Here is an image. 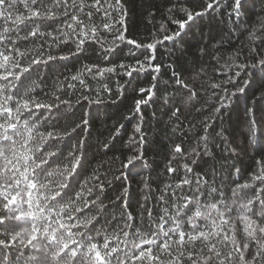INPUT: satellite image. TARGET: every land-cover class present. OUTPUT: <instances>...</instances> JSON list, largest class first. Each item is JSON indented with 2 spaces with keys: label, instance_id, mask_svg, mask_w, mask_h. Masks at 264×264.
<instances>
[{
  "label": "snow or ice",
  "instance_id": "1",
  "mask_svg": "<svg viewBox=\"0 0 264 264\" xmlns=\"http://www.w3.org/2000/svg\"><path fill=\"white\" fill-rule=\"evenodd\" d=\"M184 2L191 7L193 0ZM166 3L172 4V0ZM189 7L179 6L186 19L174 15V8L169 7L168 18L178 29L169 34L168 28L161 25L162 39L153 33L152 42L145 43L126 38L125 25L129 20H126L125 0H0V264H264V157L257 162L259 170L252 176L258 183L234 188L230 202L226 196L216 202L213 193L218 190L214 186H208V200L198 196L202 183L199 176L195 181L196 193L185 194L184 185L192 191L189 174L195 171L186 162L184 177H172L179 179V183L174 187L169 185L171 198L160 196L165 207L158 222L153 218L152 209L140 205L150 223L156 224L147 231L135 224L133 213L124 210L120 217L122 226L117 222L113 228L107 219L101 224L108 211L101 199L102 195L108 198L106 184L91 183L99 179L96 175L86 177L84 183L80 181L81 170L87 164L91 132L88 131V138L82 134L99 118V109L87 107L85 110L84 102L87 106L102 105L103 93H112L108 82L112 76L121 78L116 82L118 91L123 86V76L131 77L124 83L135 91L134 81L138 76L133 73L149 68L152 86L140 87V92L146 95L135 99V111H142L141 106L152 101L153 94L158 98L160 77L167 73V69L161 71L158 46L182 45L197 26V20L208 10L216 11L220 0L198 3L196 7L203 12ZM226 7L238 14L244 2L229 0ZM234 27L241 35L248 33L249 43L245 45L248 57L239 62L242 50H237L229 56L231 63L226 61L221 65L220 83L212 82L210 87L219 89L223 95L213 92L215 101L209 120L223 117L233 99L229 93L244 90L242 85L249 81L242 73L264 65V16L243 31L239 25ZM104 32L111 34L110 42ZM125 41L127 45H134L129 52L138 66L117 63L123 51L120 43ZM165 41L172 44L165 45ZM90 42L101 49L96 52L95 62L85 63L82 68L75 65L69 68L70 58L89 59ZM140 49L143 51L137 53ZM206 49L207 46L201 50L207 54ZM216 59L219 64L222 58ZM42 67L57 77L50 87ZM223 76L227 79H222ZM254 76L251 86L264 98V69ZM90 80L96 82L95 87ZM173 82L189 87L182 73L177 76L174 71L167 83ZM224 84H231L232 88H224ZM173 91L186 97L188 102L197 96L192 89H189L190 95L179 87ZM114 97L112 93L108 98ZM257 126L264 137V109L261 117L249 120L248 134L253 135ZM203 127L208 135L201 136L198 144L202 142L203 154L211 156L209 128L214 131L216 125L204 123ZM221 128L217 135H223V123ZM135 132L141 137L139 141L130 138L134 145L129 149L132 154L122 164L130 172L147 155V147L141 151L140 145L150 143L139 125ZM101 146L112 150L108 142ZM169 154L183 155L182 143L175 144ZM192 154L203 158L198 148ZM196 163L192 158L191 164ZM176 172L175 167H166V174ZM142 179L149 186L150 181ZM95 189L99 191L93 197ZM127 191L123 188L116 199H123ZM109 202L118 206L114 200ZM201 219L205 221L203 227ZM187 225H191L190 230Z\"/></svg>",
  "mask_w": 264,
  "mask_h": 264
},
{
  "label": "trees",
  "instance_id": "2",
  "mask_svg": "<svg viewBox=\"0 0 264 264\" xmlns=\"http://www.w3.org/2000/svg\"><path fill=\"white\" fill-rule=\"evenodd\" d=\"M244 8L240 13L232 12L226 5L229 0H220V7L216 11L208 10L204 13L202 19L197 20V26L184 38L185 42L179 47H159V60L163 65L161 71L167 69L166 75L160 77L161 93L157 98L153 94V100L146 105H142V111H135V99L140 98L145 93L140 92V87L147 89L152 86L151 76L148 72L139 74L134 81L135 91L128 87L124 81L130 80L131 77L123 76L121 84L123 85L118 91L116 87L117 80L121 78L112 76L108 81L110 83L114 98H108L112 93H103L105 97L102 105L87 106L99 109V118L86 129L82 134L84 138H88V131L91 132V138L87 146V164L81 170L80 181L84 183L86 177L93 175L98 176V180L91 183L105 182V194L101 196L105 206L108 208L104 219L112 222L113 228L117 222L120 226L123 221L120 219L121 210L125 213L131 212L135 216V224L142 226L147 231L150 227L155 228V223H150L147 212L140 208L145 205L146 208L153 210V218L158 222L162 215V209L165 207L164 202L160 200L163 194L169 199L172 196V187L179 183V179L173 180V176L183 178L185 174L184 164L187 162L189 167H193L195 171L189 176L193 182L192 191L189 192L188 186L184 185L183 190L187 195L196 193L195 181L199 176L202 179L201 188L198 193L204 200H208V186H214L218 191L213 193L216 202L223 197H227V201L232 199V190L238 188L240 184L258 182L252 180L254 171H258L257 162L264 157V137H262L259 127L253 135H249L247 126L249 120L255 121L261 117L262 109H264V98L259 97L257 90L251 86V82L255 79L254 73L259 74L264 65H257L248 73H242L245 80L248 78V84L244 86V90L236 92L233 90L230 95L233 99L223 117L209 120L211 115L210 108L215 101L213 92H219V89L213 90L210 87L212 82L220 83L221 65L229 62V56L242 50L239 62H244L248 57V51L245 45L249 43L247 40L248 33L243 35L237 32L234 25H239L240 30L257 24L259 17L264 16V0H243ZM198 3H204V0H193L192 6L185 4L184 0H172V4L166 3V0H125V11L128 13L126 20L129 23L125 25V35L127 39H135L137 42H152L153 33H158L162 39L163 33H159L161 25L168 28L169 34L178 29L177 24H173L168 18L167 9L173 7V14L178 17H184L185 13L179 10V6L196 7ZM152 5H155L153 7ZM176 6V7H174ZM197 11L202 8L196 7ZM99 23V19L97 20ZM103 32V30L101 29ZM109 42L111 34L104 32ZM92 47L89 48L87 56L89 59L76 60L70 58L69 68L73 65L82 68L85 63L95 62L96 52L101 51L100 46L94 42H90ZM165 45H171V41H165ZM259 44V41H256ZM207 46V54L201 49ZM93 48L95 51H93ZM121 59L117 63L123 62L127 64L137 65L134 56L129 52V48L134 45H127L126 41L120 43ZM74 49V45H73ZM137 53L143 49L136 50ZM217 57H221L220 63H217ZM140 57V60H143ZM138 66V65H137ZM42 73L46 76L44 79L50 87L56 75L47 68H41ZM61 71H65L61 69ZM177 76L183 74V80L188 82L189 87L183 88V85H176L174 82L169 85L167 81L172 79L173 72ZM227 71V69H223ZM155 74V73H153ZM158 75V74H157ZM63 77H61L62 79ZM39 79V78H38ZM222 79H227L223 76ZM95 87V81H89ZM41 87H45L41 84ZM181 88L184 92L191 94L189 89L197 93L191 102L186 97L175 91ZM224 88H232L231 84H224ZM127 88V92L124 91ZM163 89H167L164 91ZM171 101V103H169ZM173 104L177 106H173ZM171 109V111H169ZM176 113V115H172ZM143 117V120L140 117ZM216 125L215 130L209 128L212 132V139L209 141V151L212 155H206L202 142L198 144L201 136H207L203 124ZM221 123H223V135L221 133ZM142 129V135L146 137L150 143L141 144V151L147 147V155L138 162V168L129 171L128 168L122 167L126 164L127 156L132 152L129 149L134 145L130 143V138L139 141L141 134L135 132L136 126ZM108 142L112 148L109 151L101 145ZM182 143V153L170 155L175 144ZM198 148L203 158L193 157L192 150ZM195 158L197 163L191 164V159ZM173 166L177 169L176 173L166 174V167ZM95 170V172L93 171ZM150 181L149 186H145L144 179ZM123 182V187H121ZM171 185L172 187H169ZM91 186V184H90ZM127 188L123 199L117 200V196ZM94 190L93 197L98 192ZM176 194L179 196L180 190L177 189ZM147 197V199H146ZM110 200L116 201V205L110 204ZM91 207V206H89ZM87 211V209H85ZM143 212V216L141 215ZM186 221V217H185ZM203 227L205 221H199ZM239 235L243 236L242 225ZM191 225H187L190 230ZM130 246V245H129Z\"/></svg>",
  "mask_w": 264,
  "mask_h": 264
}]
</instances>
